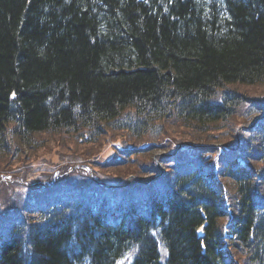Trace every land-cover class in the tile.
I'll use <instances>...</instances> for the list:
<instances>
[{
  "label": "trees",
  "instance_id": "16d2710c",
  "mask_svg": "<svg viewBox=\"0 0 264 264\" xmlns=\"http://www.w3.org/2000/svg\"><path fill=\"white\" fill-rule=\"evenodd\" d=\"M262 83L264 0H0V161L42 134L106 128L149 135L148 152L160 121L205 130L237 107L257 114L264 95L232 87ZM254 134L214 155L172 156V142L157 160L169 171L141 166L143 182L88 175L47 192L29 224L1 220L0 264H264V119Z\"/></svg>",
  "mask_w": 264,
  "mask_h": 264
},
{
  "label": "rangeland",
  "instance_id": "374dc122",
  "mask_svg": "<svg viewBox=\"0 0 264 264\" xmlns=\"http://www.w3.org/2000/svg\"><path fill=\"white\" fill-rule=\"evenodd\" d=\"M232 88L243 96L246 95L247 98L257 99L264 95L261 91L263 88L242 86ZM248 109L246 105L241 108L237 107L234 115L225 124L213 125L205 130L184 127L178 123L165 124L164 121H160L157 125L163 127V131H159L156 137L163 136L162 144L148 152H139L137 149L149 143L151 138L149 135L142 137L140 141L131 140L124 131H112L108 128L101 129L102 133L87 135L83 138L70 137L63 132L39 135L34 146L36 149L22 147L20 153L18 152L19 155H13L12 152L0 161V217L3 216L0 222L22 217L26 220H24L26 225L29 224L36 217L28 218L30 213L23 209L28 205L25 202L26 199L44 194V191L40 190H45V192L58 190L70 187L75 182L83 187L84 184H80L81 177L86 176L89 179L88 175H90L91 181H94L93 177H95L102 179L103 183L117 185L118 178L124 181L134 178L143 182L151 177V174L154 175L151 172H144L141 166L145 169L158 168L160 173L168 172V168L157 160L158 157L168 155L167 149H170L172 142L179 146L170 149L171 151H177L184 145L185 147L191 145L207 147L214 155L215 151L211 150L212 148L234 145L232 144L235 142L234 138L237 140L240 137L252 141V134L244 133L249 121L254 118L252 114L248 119L244 118L243 113ZM233 134L234 137H232ZM111 162L118 163L110 165ZM10 168L18 170L10 174L11 178L8 177ZM140 172L144 174L140 175ZM55 174L61 178L53 183ZM86 180L84 178V181ZM144 183L148 184L149 181ZM33 199V203H36L37 198ZM43 203L47 204L46 201ZM8 209L14 210L17 215H8ZM224 241H226L225 238ZM234 254L236 260L242 263L243 257Z\"/></svg>",
  "mask_w": 264,
  "mask_h": 264
},
{
  "label": "bare ground",
  "instance_id": "6f19581e",
  "mask_svg": "<svg viewBox=\"0 0 264 264\" xmlns=\"http://www.w3.org/2000/svg\"><path fill=\"white\" fill-rule=\"evenodd\" d=\"M254 87H258V88H263L261 91H262V93L264 94V83H262V84H258V85H255ZM247 99H249V98H247ZM262 107V110H257V114L258 115H264V105H262L261 106ZM258 125L257 124H255L253 127H252V129H251V134H252V137L255 135L254 133H255V130L257 131L258 130ZM249 132V131H248ZM247 132V133H248ZM233 136H234V134H233ZM232 136V137H233ZM246 142H248L249 143V141H247L246 140Z\"/></svg>",
  "mask_w": 264,
  "mask_h": 264
}]
</instances>
